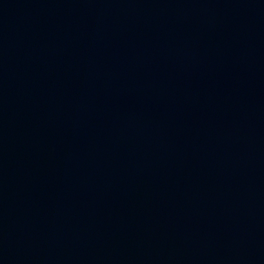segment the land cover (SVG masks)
Here are the masks:
<instances>
[{
    "label": "water",
    "instance_id": "obj_1",
    "mask_svg": "<svg viewBox=\"0 0 264 264\" xmlns=\"http://www.w3.org/2000/svg\"><path fill=\"white\" fill-rule=\"evenodd\" d=\"M0 264H264V0H0Z\"/></svg>",
    "mask_w": 264,
    "mask_h": 264
}]
</instances>
